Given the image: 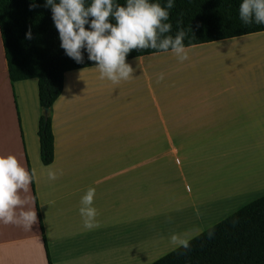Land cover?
<instances>
[{
    "label": "crops",
    "instance_id": "1",
    "mask_svg": "<svg viewBox=\"0 0 264 264\" xmlns=\"http://www.w3.org/2000/svg\"><path fill=\"white\" fill-rule=\"evenodd\" d=\"M255 35L264 32L248 36ZM224 41L188 48L183 63L191 67L200 52ZM160 59L172 62L162 72L183 66L167 52L143 57L140 66L126 60L133 73L119 84L101 79L95 67L67 72L50 112L54 162L45 166L38 81H10L0 33V156L14 155L36 170L33 188L22 194L31 198L36 221L27 231L0 222V264H153L160 259L149 262L148 254L179 248L170 243L173 234L198 237L264 197L252 199L258 189L250 185V166L228 168L226 161L243 145L264 142L263 60L251 71H234V83L195 84L201 76L192 71L188 86L167 87L154 70ZM217 70L201 78L209 81ZM204 150L208 162L219 164L207 168L203 181L208 172L192 158ZM50 169L57 179H48ZM240 186L250 201L227 211V192L233 196ZM89 188L98 225L90 230L79 214Z\"/></svg>",
    "mask_w": 264,
    "mask_h": 264
},
{
    "label": "trees",
    "instance_id": "2",
    "mask_svg": "<svg viewBox=\"0 0 264 264\" xmlns=\"http://www.w3.org/2000/svg\"><path fill=\"white\" fill-rule=\"evenodd\" d=\"M35 2L40 6L30 10L32 0H0V33L10 81H38L42 110L38 126L40 156L43 165L50 166L55 157L54 135L51 117L46 118L44 110L51 112L63 91L67 72L96 65L87 59L86 52L83 63H76L65 54L51 10L43 6L45 0ZM118 2L123 4L125 0ZM160 2L163 4L164 0ZM240 2L176 0L170 12L171 34H175L176 21L181 18L188 32L184 40L187 48L263 33L264 25L245 26L239 20ZM29 28L32 40L25 39ZM160 53L132 50L126 60ZM46 251L49 259L47 246ZM153 264H264V197L191 240L187 249L178 248Z\"/></svg>",
    "mask_w": 264,
    "mask_h": 264
},
{
    "label": "clouds",
    "instance_id": "3",
    "mask_svg": "<svg viewBox=\"0 0 264 264\" xmlns=\"http://www.w3.org/2000/svg\"><path fill=\"white\" fill-rule=\"evenodd\" d=\"M175 2L125 0L120 4L118 0H45L43 6L51 10L60 47L65 54L76 63H83L86 52L87 59L99 70L101 79L119 84L132 76L133 67L126 62L132 50L170 51L181 63L189 59L184 43L188 32L183 27L182 18L177 19V30L171 34L170 12ZM39 6L32 0L29 9ZM239 20L245 26L264 25V0H241ZM25 39H33L31 28ZM142 59V56L136 58L139 66ZM35 176L36 170H27L14 155L0 156V222L26 231L31 229L36 212L33 205L29 206L31 198L22 194L29 191ZM48 179H57L56 172L50 169ZM94 198V188H89L80 198L79 214L84 227L89 230L98 226ZM170 243L179 248L189 247V241L180 234H173Z\"/></svg>",
    "mask_w": 264,
    "mask_h": 264
},
{
    "label": "rangeland",
    "instance_id": "4",
    "mask_svg": "<svg viewBox=\"0 0 264 264\" xmlns=\"http://www.w3.org/2000/svg\"><path fill=\"white\" fill-rule=\"evenodd\" d=\"M253 36V35H252ZM248 36L240 39H234V40H227L222 42L221 45H218V48L213 50H204L200 53V56L196 59L198 62H192L191 67L188 66V63L185 65L183 63V66L178 70V72L172 73L173 71L169 72H162L164 69H166L169 63H172L169 60L160 59L163 61H160L156 67H154V70H157L163 74V83L162 85H165L169 87L171 84L177 85L181 84V86H188L189 81L193 79H189V74L192 73V71L196 72L201 77H210L206 74H201L203 71H209L208 74L215 72L216 69L219 73H215V76H212L211 80H205L201 77L199 79H195L196 81H193L195 84L200 83H217V84H230L234 83V71H240V70H248L251 71L253 67L258 66L260 63H264V36L255 37ZM218 57L216 58L217 61L214 59V61H211L207 58L203 57ZM220 57V58H219ZM174 63H177L178 60H173ZM197 63V64H195ZM195 65V67L193 66ZM261 67V66H260ZM195 69V70H194ZM160 79V78H159ZM179 80V81H177ZM208 81V82H207ZM242 152H236V154H233V157H231L227 163L228 168L231 166H237L240 168H247L250 166L251 172L254 173L252 175V183L251 186H257L258 191H255L252 194V199L258 195V197L264 195V142H252L249 145H243L241 148ZM203 156H200L198 154H193V158L198 163L196 166L201 169H205L208 173L203 172L202 175H200L201 179L204 181L206 179L205 176H209V170L207 169L210 167L211 169L215 170L216 166L219 164V162L210 161L208 162L210 156H207L206 150H204ZM214 172V171H213ZM248 174V173H247ZM249 175V174H248ZM259 187V188H258ZM251 188V187H250ZM236 188L233 191V196H231V192L228 191L226 194L225 199V208L227 211H232L235 208H242L244 207L247 201H250L251 198H248L247 195H240L241 192H245L248 188H243L240 186ZM249 199V200H248ZM230 217V216H229ZM210 222H213V219L210 220ZM217 225V224H216ZM213 228V227H212ZM196 237V236H195ZM194 236H186L184 238L192 240L195 238ZM168 251H166L165 248H161L156 250L155 252L148 254L149 256V262L153 259H161L162 257L166 256Z\"/></svg>",
    "mask_w": 264,
    "mask_h": 264
},
{
    "label": "water",
    "instance_id": "5",
    "mask_svg": "<svg viewBox=\"0 0 264 264\" xmlns=\"http://www.w3.org/2000/svg\"><path fill=\"white\" fill-rule=\"evenodd\" d=\"M44 115L46 118H48L50 116V110L48 109L44 110Z\"/></svg>",
    "mask_w": 264,
    "mask_h": 264
}]
</instances>
